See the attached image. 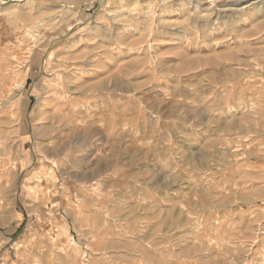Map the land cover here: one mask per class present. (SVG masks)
I'll list each match as a JSON object with an SVG mask.
<instances>
[{
	"label": "rangeland",
	"instance_id": "rangeland-1",
	"mask_svg": "<svg viewBox=\"0 0 264 264\" xmlns=\"http://www.w3.org/2000/svg\"><path fill=\"white\" fill-rule=\"evenodd\" d=\"M0 264H264V0H0Z\"/></svg>",
	"mask_w": 264,
	"mask_h": 264
},
{
	"label": "crops",
	"instance_id": "crops-1",
	"mask_svg": "<svg viewBox=\"0 0 264 264\" xmlns=\"http://www.w3.org/2000/svg\"><path fill=\"white\" fill-rule=\"evenodd\" d=\"M56 2H60V4H65L69 8L75 9L79 12H88L89 10L93 9V7L100 6V0H54ZM119 0H103V3L106 5L116 3ZM44 211V210H43ZM11 221H15V224L17 225L16 227V234H19L22 232L25 222L26 217L28 218V212L23 211V210H15V213L12 212L11 215L9 216ZM9 220V221H10ZM19 223V225L16 223ZM10 223V222H9ZM8 223V224H9Z\"/></svg>",
	"mask_w": 264,
	"mask_h": 264
}]
</instances>
